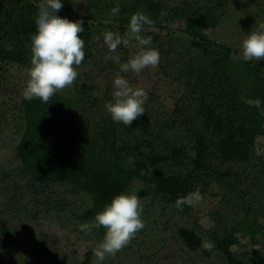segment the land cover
I'll list each match as a JSON object with an SVG mask.
<instances>
[{"label": "rangeland", "instance_id": "obj_1", "mask_svg": "<svg viewBox=\"0 0 264 264\" xmlns=\"http://www.w3.org/2000/svg\"><path fill=\"white\" fill-rule=\"evenodd\" d=\"M22 1L37 6L42 2ZM134 1L116 0V4ZM139 1L141 10L143 1ZM154 1L162 5L159 20L162 26L141 32V36L152 38L148 46L133 41V46L120 45L115 53H110L103 41L104 32L124 36L128 27L123 31L113 20H89L92 24L87 39L84 33L79 34L84 40L85 59L76 67L78 76L71 87L58 92L75 99L72 110L78 120L87 121L89 130L85 132L90 133L100 120L111 119L106 104L113 99L114 78L122 76L131 86L142 87L147 93L145 113L130 127L114 122L118 144L128 145L130 153L137 141L145 139L152 141L156 149L180 147L182 157L160 165L159 170L163 175L189 174L192 177L189 193L199 189L203 200L195 208L184 205L181 211L166 196L147 189L140 180H132L125 194L139 197L145 227L128 246L99 264H227L215 243L239 222H244L247 229H257V233L252 238L248 232L239 235L232 250L248 264H264V135L253 138L254 155L250 161L225 162L215 149L217 137L204 124L197 108L202 99L216 102L215 95L201 96L205 87L202 82L209 81L212 73L216 79L221 73L227 76L230 82L222 83L226 90L230 83H238L236 97L243 99L248 94L249 83L243 80V63L248 61L234 56L240 57L242 41L264 23V0ZM61 3L63 7L56 15L70 21H84L88 14H98L92 0H61ZM197 4L213 7L212 24L196 28L207 34V53L194 46L192 37L184 32L194 20L203 22L201 14L193 13ZM10 8L12 17L17 15L16 0H0V23L5 20L4 10ZM26 14L36 21L38 8ZM10 21L0 24V51L15 47L14 37L8 36ZM142 47L158 50V66L147 67L138 74L121 72L120 64ZM227 49L229 56L223 70H219L213 60L223 56ZM25 55V64L0 56V105L6 107L8 115L9 104L22 93L29 79V47ZM113 55H119V63L107 59ZM255 62L261 65L264 76V60H251ZM252 111L254 127L264 128V105L253 107ZM201 134L209 141L204 165L198 168L195 146ZM17 142L14 125L0 122V258L14 257L20 264H81L85 253L91 251L88 264H98L93 250L103 236L94 229L85 233L79 228L81 224L93 223L82 217L91 206L89 195L68 183L33 181L15 157ZM140 147L146 149L144 145ZM143 189L145 194L140 195ZM182 229L200 237L196 250L187 246L180 233ZM206 242L213 245L211 250L205 249Z\"/></svg>", "mask_w": 264, "mask_h": 264}, {"label": "trees", "instance_id": "obj_2", "mask_svg": "<svg viewBox=\"0 0 264 264\" xmlns=\"http://www.w3.org/2000/svg\"><path fill=\"white\" fill-rule=\"evenodd\" d=\"M18 4L17 15L12 17V8L5 9V20L9 22L11 31L9 38L14 37V49L1 50L0 56L20 64L27 62L26 49L31 44V37L36 32V23L26 13H34L37 5L21 0ZM98 14L87 15L84 26L85 38L88 37L91 21L97 18L118 22L124 31L128 27L131 15L140 12L146 14L154 23L146 28H160L162 5L159 1L142 0L143 8H138L139 0L132 3L116 4V0H92ZM119 6L120 12L113 16L111 9ZM213 7L208 4H197L193 13L201 14L203 22L194 20L191 26L184 29L192 37V44L208 52L206 45L209 42L207 34L196 28L211 25ZM176 12V11H175ZM177 13V12H176ZM78 19H74L73 22ZM229 49L223 56L214 59V65L223 70L224 63L229 56ZM85 59V55H84ZM83 59V60H84ZM251 61L244 62V82L249 83V92L245 98L236 97L239 93V84L230 83L226 90L222 83H228L227 76L211 74L209 81H204L202 89L205 93L215 95L216 102L202 99L198 105L199 115L211 133L217 137L215 149L225 162H248L254 155L252 140L257 135H264V128H255L253 125L254 106L245 103L246 100L259 99L264 105V76L261 74V65ZM260 72V74H259ZM215 80V81H214ZM230 82V81H229ZM226 90V91H225ZM10 106V115L6 107L0 105V122L12 124L18 133V142L15 146V157L22 164L25 172L37 183H68L86 192L91 200V206L85 210L82 217L94 222L95 215L101 212L111 202L114 196L125 194L132 180H140L147 189L166 196L175 203L176 199L189 193L192 177L183 174L163 175L159 166L168 161H176L182 157L180 147L156 149L154 143L148 139L136 142L135 149L130 153L128 145L118 144L115 123L112 119H103L96 123L95 129L89 132L86 120H78L77 113L72 110L74 98L57 92L48 104L38 98L25 100L22 93L16 95ZM204 98V97H201ZM13 99V98H11ZM3 106V105H2ZM208 138L204 134L196 138V167L201 168L205 162ZM141 145L145 150H141ZM131 154V156H129ZM144 189L140 195H144ZM244 222H239L216 240V248L225 258L227 264H248L237 257L232 246L238 243V236L248 232L251 236L257 229H247ZM249 228V227H248ZM104 236V228H93ZM181 235L191 250H196L201 243L200 237L190 230H181ZM91 251L85 253L81 264H88ZM0 264H20L14 257L0 258Z\"/></svg>", "mask_w": 264, "mask_h": 264}, {"label": "clouds", "instance_id": "obj_3", "mask_svg": "<svg viewBox=\"0 0 264 264\" xmlns=\"http://www.w3.org/2000/svg\"><path fill=\"white\" fill-rule=\"evenodd\" d=\"M37 7L36 32L32 35L30 44L31 67L27 69L29 79L26 81L22 96L25 100L38 98L48 104L58 91L71 87L78 76L76 67L81 65L85 55L84 40L79 35L84 28L82 20L73 22L56 15L63 7L61 0H42ZM119 12L118 5L111 9L113 16ZM153 23L146 14L137 12L131 15L124 36L105 31L104 44L110 53H115L120 45L126 48L133 46V41L138 42L140 46H148L152 43V38L140 34L144 31L145 25L151 26ZM241 57L244 61L264 60V23L258 26V30L249 32L242 41L240 57L234 58ZM107 59L120 62L119 55ZM159 61L158 50L142 47L126 63L120 64V71L138 74L147 67H157ZM113 87V99L106 104V110L114 122L130 127L133 121L145 113L147 93L142 87L131 86L122 76L114 78ZM245 103L256 108L261 106L259 99L246 100ZM202 200L203 196L197 189L177 198L175 207L181 211L184 205L195 208ZM142 212L143 208L137 195L118 194L95 215L93 223L79 226L85 233L91 232L93 228L105 229L103 240L93 250L98 264L128 246L145 227V222L141 218ZM204 247L211 250L213 245L206 242Z\"/></svg>", "mask_w": 264, "mask_h": 264}]
</instances>
